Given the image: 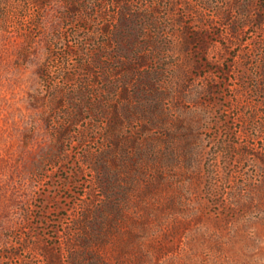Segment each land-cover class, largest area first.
<instances>
[{
    "label": "rangeland",
    "instance_id": "1",
    "mask_svg": "<svg viewBox=\"0 0 264 264\" xmlns=\"http://www.w3.org/2000/svg\"><path fill=\"white\" fill-rule=\"evenodd\" d=\"M69 1L0 0V264H264V0Z\"/></svg>",
    "mask_w": 264,
    "mask_h": 264
},
{
    "label": "trees",
    "instance_id": "2",
    "mask_svg": "<svg viewBox=\"0 0 264 264\" xmlns=\"http://www.w3.org/2000/svg\"><path fill=\"white\" fill-rule=\"evenodd\" d=\"M73 1H75V0H70V1H69V6H70V7L68 8V10H69L72 14H75V13H77V11H80V10H77V9H75L74 7H71ZM119 1H120V0H119ZM119 1H117L116 3H114V0H112V4H113L114 6H116V5H118ZM95 108H96V107H95Z\"/></svg>",
    "mask_w": 264,
    "mask_h": 264
}]
</instances>
